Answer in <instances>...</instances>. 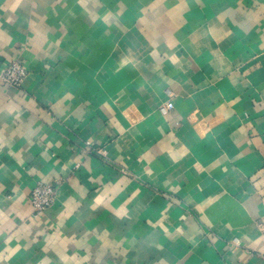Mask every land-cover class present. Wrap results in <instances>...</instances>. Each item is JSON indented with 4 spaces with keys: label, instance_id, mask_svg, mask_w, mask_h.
<instances>
[{
    "label": "crops",
    "instance_id": "0c3cea01",
    "mask_svg": "<svg viewBox=\"0 0 264 264\" xmlns=\"http://www.w3.org/2000/svg\"><path fill=\"white\" fill-rule=\"evenodd\" d=\"M12 60L0 264H264V0H0Z\"/></svg>",
    "mask_w": 264,
    "mask_h": 264
},
{
    "label": "built area",
    "instance_id": "2783aa9c",
    "mask_svg": "<svg viewBox=\"0 0 264 264\" xmlns=\"http://www.w3.org/2000/svg\"><path fill=\"white\" fill-rule=\"evenodd\" d=\"M27 76L26 67L17 60L10 61L2 70H0V82L11 87H20ZM174 108L173 101H168L161 105L160 111L167 114ZM102 152V151H99ZM56 197V188L52 183H40L30 194V201L34 206L36 213H39L50 207ZM264 228V223L262 225Z\"/></svg>",
    "mask_w": 264,
    "mask_h": 264
}]
</instances>
